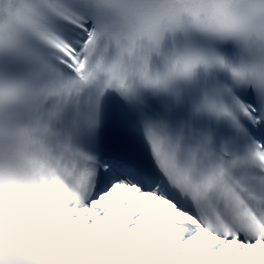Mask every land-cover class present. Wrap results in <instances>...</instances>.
Wrapping results in <instances>:
<instances>
[{"label":"snow or ice","instance_id":"6c2138e0","mask_svg":"<svg viewBox=\"0 0 264 264\" xmlns=\"http://www.w3.org/2000/svg\"><path fill=\"white\" fill-rule=\"evenodd\" d=\"M261 5L0 0V264H264V56L211 46L264 51ZM178 32L205 47L154 66ZM217 66L232 84L189 109L177 82Z\"/></svg>","mask_w":264,"mask_h":264},{"label":"clouds","instance_id":"9594fccd","mask_svg":"<svg viewBox=\"0 0 264 264\" xmlns=\"http://www.w3.org/2000/svg\"><path fill=\"white\" fill-rule=\"evenodd\" d=\"M196 2L197 0H170L173 5L182 6V10L185 12ZM219 2L220 0H199V3L202 4ZM248 3L250 7L255 9H259L262 6L261 0H248ZM257 22H259V18H257ZM149 43L150 40L144 37L143 39L122 44L116 52L115 62L117 67L127 70L130 75L141 72L143 70V56Z\"/></svg>","mask_w":264,"mask_h":264}]
</instances>
